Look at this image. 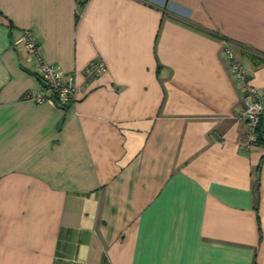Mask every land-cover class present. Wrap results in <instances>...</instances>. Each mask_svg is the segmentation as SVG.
Here are the masks:
<instances>
[{
	"label": "crops",
	"instance_id": "obj_1",
	"mask_svg": "<svg viewBox=\"0 0 264 264\" xmlns=\"http://www.w3.org/2000/svg\"><path fill=\"white\" fill-rule=\"evenodd\" d=\"M26 28L74 75L64 108L24 96ZM225 44L264 91V0H0V264H264Z\"/></svg>",
	"mask_w": 264,
	"mask_h": 264
},
{
	"label": "built area",
	"instance_id": "obj_2",
	"mask_svg": "<svg viewBox=\"0 0 264 264\" xmlns=\"http://www.w3.org/2000/svg\"><path fill=\"white\" fill-rule=\"evenodd\" d=\"M20 40L28 54V59L33 62V68L37 76L44 83L41 88L26 92L24 96L36 104L48 102L61 108L66 107L78 90L74 75L66 74L54 64L44 60L41 43L32 29H24ZM223 50L226 53L231 73L241 84V98L244 103L242 116L249 125L245 143L251 145L257 138L261 119L264 118V91H259L251 84L249 69L234 55L228 44L223 46ZM104 67V61L97 60L90 62L85 67L84 72L86 77L91 79L100 74Z\"/></svg>",
	"mask_w": 264,
	"mask_h": 264
},
{
	"label": "trees",
	"instance_id": "obj_3",
	"mask_svg": "<svg viewBox=\"0 0 264 264\" xmlns=\"http://www.w3.org/2000/svg\"><path fill=\"white\" fill-rule=\"evenodd\" d=\"M255 143H264V118L261 119L260 126L258 128L257 138L254 140Z\"/></svg>",
	"mask_w": 264,
	"mask_h": 264
}]
</instances>
